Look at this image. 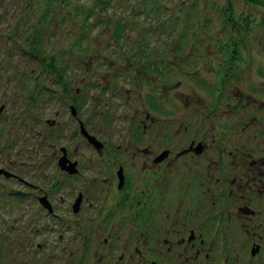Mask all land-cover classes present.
Here are the masks:
<instances>
[{
    "label": "flooded vegetation",
    "instance_id": "1",
    "mask_svg": "<svg viewBox=\"0 0 264 264\" xmlns=\"http://www.w3.org/2000/svg\"><path fill=\"white\" fill-rule=\"evenodd\" d=\"M117 45L119 54L122 45L119 42ZM222 51L218 64L211 63L215 66L213 87L205 100L207 109L202 108L204 121L208 120L209 113L219 109L218 92L223 91L220 77L227 66L225 48ZM136 55V61H131L132 55H118L121 63L129 67V82L134 90L140 83L138 60L144 58L142 54ZM103 63L113 70L112 75L117 73L119 66L115 67L109 59ZM80 66L82 71L87 70L84 64ZM197 73L192 72L193 78H201L206 89L203 72L200 71L198 77ZM224 79L227 81L229 76ZM46 80H42L44 85ZM65 81L62 77L56 83L62 88ZM108 83L109 80L103 82V91ZM146 86L151 87L154 94L144 93L141 98L139 92L136 96L128 92L123 97L128 102V113L121 124V141L129 143L133 131L136 136L140 130L150 131V127L160 133L162 129L168 130L173 122L170 109L160 100L170 103L174 99L166 97L165 77L159 76L157 81L147 79ZM63 89L56 95L59 108H53L54 115L48 118V126L43 129V137L50 141L42 152L43 158L37 160L36 174L31 172L26 177L15 170L7 177L12 157L8 152L0 153V218L5 211L4 197L17 195L19 201L18 215L12 214L15 216L6 225L9 231L3 234L12 237L16 256L25 255L23 263L86 264L94 256V264H264V153L256 157L245 149L234 153L228 147L232 139L229 142L220 134L208 135L200 124L196 126L192 122L189 123L192 135L179 137L183 139L181 143L171 146L168 138L162 136L158 149L151 141L138 146L133 139L132 166L126 168L120 158L116 167L110 166L108 156L102 153L107 151L106 142L94 138L95 132L87 127L81 103L69 90ZM107 91L110 95L116 93L112 89ZM235 91L239 93L234 94L236 100L232 109L235 112L239 109L243 116L250 103L240 88ZM252 99L257 101L255 97ZM136 101L147 109L144 118L132 129L139 110ZM257 102L261 104L262 99ZM26 104L32 105L30 101ZM2 106L0 104V110ZM168 106L178 108L176 103ZM191 116L194 121L202 122L196 106ZM12 117L11 113L8 117L0 116V131L6 132ZM17 118L15 125L20 128L22 114H17ZM175 122L179 132L186 126V123L181 124L180 118ZM208 145L215 148L212 163L192 165ZM84 150L88 153L86 158ZM92 150L101 157L99 169L106 173L85 175L90 172L88 168H92ZM225 150L232 157L231 165L222 157ZM37 158L39 156L35 160ZM236 158H240V164L246 163L242 172H236V161H232ZM245 158L246 161L242 160ZM176 159L184 160L185 165L158 168ZM48 164L54 170L47 169ZM225 165L230 168L227 174ZM205 169L208 176L204 175ZM208 180L215 186L206 185ZM9 181H17L16 186L11 188L5 183ZM206 187L213 190L211 194H207ZM3 237L0 236V251L10 244ZM14 263L23 264L18 258Z\"/></svg>",
    "mask_w": 264,
    "mask_h": 264
},
{
    "label": "rangeland",
    "instance_id": "2",
    "mask_svg": "<svg viewBox=\"0 0 264 264\" xmlns=\"http://www.w3.org/2000/svg\"><path fill=\"white\" fill-rule=\"evenodd\" d=\"M150 1L151 6L145 3L143 5L140 0H108L105 8H100L95 0H72L69 4L55 7L50 14L52 19L49 29L46 30L48 35L44 37V49H54L59 54L60 64H63L66 71L63 75L66 80L65 87L62 85V88L54 80L53 73L50 75L49 72H42L38 68L43 66V63L39 65L34 58L26 59L19 54L21 52L17 51L16 47L7 42L8 40H3L4 37L6 39V26L9 29L10 25L20 19L35 21L38 18L36 12L27 7L24 13L22 0L0 2V30L3 33L0 34V104L3 105L0 116L8 117L10 113L13 115L6 132L0 131V153L8 152L12 157L7 166V177L15 170L26 177L30 176L31 172L36 174L37 160L43 158L42 152L49 146L50 141L48 137H43V129L48 126V118L54 115L53 108H59L56 95L62 93L63 88H66L63 91L69 90L73 98L81 103L87 127L95 132L94 138L106 142L107 151L102 153L105 157L108 156L107 163L110 166L116 167L119 158L122 163H126V168L132 166L130 156L133 139L137 140L138 146L151 141L154 148L158 149L162 136L168 138L171 146L181 143L183 139L179 137L192 135L193 128L191 130L189 127L192 122L196 126L200 124L208 135L220 134L229 142L232 139L233 142L229 143L228 147H231L234 153L243 149L254 157L264 153V0ZM117 19L132 24L131 28L125 26L126 29L118 40L111 32L115 29ZM117 42L122 45L119 54L132 55L134 58L132 57L131 61H136V54L144 56L142 60H138L140 73L137 76L140 83L135 87L136 90L132 89L129 82V67L118 59ZM224 48L227 66L220 77L223 91L218 92L219 109L209 113L208 120L204 121L207 109L205 100L210 96L213 87L211 79L215 66H211V63L218 64V56L223 53ZM139 49H142V52ZM108 59L115 67L119 66L115 75H112L113 70L103 63ZM81 64L85 65L86 71H82ZM196 71L197 77L200 71L203 72L206 89L201 84V78H193L192 72ZM159 76L166 79V97H174L170 103H176L178 106L172 109L168 106L169 101L160 99L163 101L161 104L170 109L169 116L173 122L169 124V129H162L159 133L150 127V131L140 130L136 136L133 131L129 143L121 141V124L123 117L128 113V102L126 103L123 97L128 92L131 96H136L139 92L141 98L144 93L154 94L152 88L146 86V80L157 81ZM225 76H229L227 81ZM48 78L50 80H46ZM42 80L48 83L44 85ZM105 80H109V83L103 91ZM174 83L177 86H167ZM238 88L242 94H246L250 103L243 116L239 109H236V112L232 109L236 100L234 94L239 93L235 91ZM108 89L115 90V95H110ZM255 93H259V96L256 97ZM252 97L257 101L262 99L261 104L254 102ZM27 100L33 106L26 104L29 103ZM135 104L139 110L137 120L131 125L132 129L137 126L140 118H144L147 109L145 105L137 104V101ZM194 106L200 110L201 123L192 119L191 111ZM17 114H22L20 128L15 125ZM152 116L155 117L153 113ZM179 118L182 120L181 124L186 123L180 132L175 122ZM212 123L213 126L210 125ZM206 148L208 149L202 155L195 157L196 161L192 165L212 163L211 156L215 148L212 145ZM91 153L92 168H88L90 172L85 175L106 173L99 169L101 157L94 150ZM84 154L86 158L88 153L85 150ZM36 156L39 158L35 160ZM222 157L227 159L228 165L233 164L229 161L232 157L227 150L222 152ZM81 158L82 156L79 157L80 162ZM247 158L242 160L246 161ZM112 160H116V163ZM232 161H236V172H242L246 163L240 164V158ZM167 164L169 165L163 164L158 168L184 166L185 161L176 159ZM226 166L227 174L230 168ZM46 168L54 170L51 164L46 165ZM205 174L208 176L206 169ZM16 182L5 183L14 188ZM206 185L213 187L215 183L208 180ZM206 190L207 194L213 191L208 187ZM3 200L2 207L6 212L3 210L4 214L0 218V236H4L5 241L8 239L10 244L1 247L0 264H15L17 258L23 263L25 255L16 256L12 237L3 234V231H9L7 223L12 221L13 216L18 215L16 209L19 201L17 195L4 197ZM24 250L27 251V248ZM92 263H96L94 256L86 264ZM66 264L71 263L67 261Z\"/></svg>",
    "mask_w": 264,
    "mask_h": 264
},
{
    "label": "trees",
    "instance_id": "3",
    "mask_svg": "<svg viewBox=\"0 0 264 264\" xmlns=\"http://www.w3.org/2000/svg\"><path fill=\"white\" fill-rule=\"evenodd\" d=\"M69 1L72 0H22V11L25 13L27 7H30L32 8V12H36V17L38 18L35 21H23L20 19L17 22H14V24L10 25L9 29L6 26V39L5 37L3 38L5 41L8 40L7 42L10 45L16 47L17 51L19 50L21 52L19 54L25 56L26 59L34 58L35 62L39 65L40 63H43V66L40 65L39 67L40 70L42 72H49L50 75L53 73L54 80L56 81L61 80L63 77V72L65 75L66 71L62 64L60 65L61 59L58 52L54 49H51L50 51L44 49V37H47L48 35L46 30L49 29L52 19V17H50L51 12L55 7H59V5L69 4ZM140 1L143 3V5L145 3L151 6L149 3L150 0ZM251 1L256 2L257 0ZM0 2H4V0H0ZM95 2L100 8H105V3L108 2V0H95ZM88 11L91 12L90 10ZM21 14L22 12L19 13V15ZM115 24V29L113 28L111 32L117 40L121 39V36L126 29L125 26H129L131 28L132 25L128 21H122L121 19H117ZM0 34L3 35L2 30H0ZM228 53L230 54V52Z\"/></svg>",
    "mask_w": 264,
    "mask_h": 264
}]
</instances>
